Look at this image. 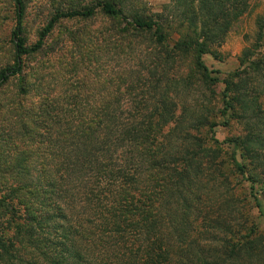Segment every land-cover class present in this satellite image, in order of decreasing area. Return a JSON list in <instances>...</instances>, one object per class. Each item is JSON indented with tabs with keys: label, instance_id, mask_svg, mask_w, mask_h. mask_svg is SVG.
<instances>
[{
	"label": "rangeland",
	"instance_id": "obj_1",
	"mask_svg": "<svg viewBox=\"0 0 264 264\" xmlns=\"http://www.w3.org/2000/svg\"><path fill=\"white\" fill-rule=\"evenodd\" d=\"M85 1L87 0H29L23 17L24 34L28 42L33 44L38 40L39 30L46 24L54 5L60 4L67 8L79 6ZM124 1L128 10L140 9L141 12L154 13L157 18L162 19L169 30L167 39L171 45L190 29L188 20L180 17L184 5L177 0ZM198 5V0H194V6ZM246 6V10L238 16L224 38L211 42L210 49L202 54V61L215 78L214 84L210 88L206 87L195 72L197 78L194 77L185 86L181 85L182 90L178 94L180 98L177 97L176 101V119L168 120L161 127L159 134L155 136L153 147L148 149L149 153L145 150L142 153L140 148L133 147L126 140L113 138L110 142V155L102 153L94 167L88 165L86 173L89 172L82 182L80 169L67 182L64 176L68 175V169L61 160L69 153L66 147L73 139L66 138L62 141V148L57 145L53 147V143L47 141V138L44 141L49 142V145L43 143L40 146V141L35 139H31L35 142L29 145L17 140L13 143L11 137L7 133L2 136L3 130H0V264H53L49 257L56 254V251L59 252L57 255L62 251L68 255L65 264H81L85 261L93 264H136L134 253L127 250L123 254L122 249L112 243L115 237L104 232L107 218L115 217L113 214L119 209L120 203L124 205V209H130L122 217L144 220V217L148 218L150 215L154 220H159L157 224L162 235H167L172 240L170 248L175 256L180 255L177 264H207V261L210 264L218 263L214 259L228 248L226 241L238 240L243 227L255 223L257 229L264 230V216L250 198L252 190L263 203L261 192L258 185L251 189L247 177L255 164L243 159L240 148L233 142L235 139L243 140L249 132L241 118L240 107L226 110L221 100L226 74L244 68L239 61L242 49L251 50L250 59L257 51H264V24L260 28L262 21H259L264 16V0H248ZM107 21L108 19L99 17L93 28L101 30L102 23L105 25ZM15 24L14 1L0 0V42L6 43V49L11 42ZM77 25H81V19H61L48 41H57L58 45L59 40H65L64 47L51 55L44 51L46 55L39 54L34 62L40 67L35 71L36 80L30 90L42 85L41 92L37 94L45 97L44 102L50 110L54 105H48L47 100L59 99L61 106H70L72 114H75L78 110L74 109L81 107V102L77 103V99H81L83 91L90 90L95 95L99 93L102 98H108L111 94L108 92L124 89V85H127H120L116 79L108 82L107 77L133 63L130 59L134 51L130 48L123 51L111 45L107 51L100 53L93 70L81 67L80 63L77 72L72 75L65 67L76 48L70 38L62 37V31L65 26L78 27ZM78 47L81 48V38ZM142 49L145 52V45ZM1 54L2 49L0 65L7 59ZM92 60L94 61L93 58ZM193 61L191 54L185 57L180 68L183 75L190 76L194 72ZM242 78L246 81L244 84L250 85L247 77ZM18 82L17 77L12 78L0 89V115L6 114L8 119L16 117L15 111H19L20 104L27 102L26 95L19 91ZM257 84L251 83L252 95L247 97V106L253 105L251 96L254 95V86ZM66 94L69 98L65 100ZM129 98L128 94V99L122 102L127 103ZM258 99L264 109V95L258 96ZM97 100L102 102L101 99ZM4 101H10L11 105L8 102L3 106ZM58 113H62V118L63 114L68 115V112L63 113V109ZM254 117L249 120L250 124ZM212 123H215L213 127ZM100 128L102 136H107L106 129ZM50 129L54 135L56 131ZM12 132L15 134L17 130L12 129ZM208 149L214 154L216 150V155L208 153ZM71 153L76 154L74 151ZM232 155L235 160L230 158ZM53 157L57 159L55 162ZM152 157L165 159L166 166L157 164V167H151ZM22 158L27 159L28 166L26 171L23 170L21 180L17 173L20 159L23 162ZM48 159L55 165H61L59 169L53 167L52 163L46 165L56 186L62 189L60 191L58 188L55 196L51 195V184L39 178V162ZM241 164H244L241 168L244 173L237 167ZM132 168L133 171L130 170ZM257 171H260V167ZM126 178H129V184L125 182ZM35 183L39 188L44 184L45 190L41 189L40 195H35L36 190L32 189ZM82 186L88 188L87 198L81 197L79 187ZM90 197L95 202H91ZM126 197L129 201L123 202ZM55 203L68 209L72 215L52 218L51 211ZM85 204L96 205V208L91 206L88 209ZM139 206L147 211L141 214ZM258 238L252 244L253 251L240 253L239 258L235 256L234 260L238 264H264V239L259 238L256 242ZM62 239L63 243L59 241ZM133 241L134 243L130 238L129 242L137 247L142 239L133 237ZM54 242L59 245L54 246ZM199 253L206 256L204 262L197 259L196 255Z\"/></svg>",
	"mask_w": 264,
	"mask_h": 264
},
{
	"label": "trees",
	"instance_id": "obj_2",
	"mask_svg": "<svg viewBox=\"0 0 264 264\" xmlns=\"http://www.w3.org/2000/svg\"><path fill=\"white\" fill-rule=\"evenodd\" d=\"M13 1L16 24L12 30L11 42L7 44V49L5 48L6 43L1 44L2 41L0 42L1 55L7 57L6 61L0 65V89L7 85L12 78L17 77L19 79V91L26 95L27 102L20 104L19 107L17 105L19 111L13 109L16 117H9L8 119L6 114L0 115V130H3L1 134L4 136L7 133L13 143L17 140L31 145L35 142L31 139H35L40 141L38 142L40 146L43 143L49 145L51 142L53 147L56 145L58 147L63 146L64 143L62 145L61 143L66 138L73 139L66 147L69 153L66 157L63 155L64 159L61 160L68 169V175L63 176L66 178L64 180L69 182L72 180L73 173L80 169L82 182L89 172L86 173L88 165L94 167V163L97 162L102 153L103 155H110V142L113 138L119 141L126 140L133 147L140 148L142 153H145L143 150L149 153L148 149L153 147L155 136L159 134L161 127L168 120L174 121L176 119L178 110L176 101L179 92L182 90L180 87L190 83L194 77L197 78L195 72L206 87L210 88L214 84L215 78L210 75L207 66L202 61V54L210 49L211 42H218L224 38L238 16L246 10L248 0H198V6H194V0H177L184 5L180 17L188 20L187 24L190 29L184 32L174 45L168 42L169 30L166 29L162 19L157 18L154 13L141 12L140 9L131 8L128 10L124 0H87L79 6L72 5L67 8L61 7L60 4L54 5L49 19L39 30L38 40L32 44L28 42V38L24 34L23 17L29 0ZM99 17L103 20L108 19L105 25L102 23L103 28L101 30L93 28L94 22ZM63 18L81 19V25H77L78 27L65 26L62 31V37L64 39L70 38L72 45L76 48L68 58L70 61L65 65L72 75L77 72L80 63L81 67L93 70L100 53L107 51L111 45L117 46L123 51L128 48L134 51L130 59V62L133 63L122 67L107 77L108 82L116 79L120 85L127 84L124 85V89L120 88L118 91L116 89L108 92L111 93L108 98H102L99 93L95 95L96 93L94 94L90 90L83 91L84 94L81 93V99H77V103L81 102V107L74 109L78 110L75 114H72L73 109L70 106H61L59 99L51 100L53 103L47 100L48 105H54L53 109L50 110L44 102L45 97L37 94L41 92L42 85L36 86L38 91H36L35 86L30 90L36 80L35 71L40 67L38 63H34L39 54L46 52L51 55L65 45V40L64 42L59 40L58 45H56L57 41H48L50 34ZM259 21H262L260 25L262 28L264 16L260 17ZM80 38L81 48L78 47ZM144 45L146 47L145 52L142 49ZM128 51L130 52V50ZM188 54L193 56L195 67L190 76L180 72ZM250 55L251 50L242 49L239 61L244 65V68L226 74L223 80L224 92L221 100L224 104L223 108L226 110L236 106L241 109V118L244 119V125L249 133L243 140L235 139L233 142L237 148H240L242 158L250 161L251 164H255L251 167V172L247 177L251 183V189L258 185L257 188L261 192L263 203L258 198L259 195L252 190L250 198L254 200L257 208L264 216V109L258 101V96L264 95V51H257L251 59L249 58ZM242 77H247L250 85L244 84L246 81ZM252 82H257L260 86L258 87V84L254 86L255 93L251 96L253 105L247 106L246 102L249 100L247 97L252 95L250 88ZM128 94L130 96L128 102H122V100L128 99ZM74 95L72 96L74 97ZM64 97L66 100L69 95L66 94ZM46 98L48 99V95ZM97 99H101L102 102L99 103ZM8 102L11 105V102ZM8 102L4 101L3 106ZM60 109H63V113L68 112V115L63 114L62 118V113H58ZM180 115L182 117V113ZM253 116L255 117L250 124L249 120ZM214 124L212 123L211 126L213 127ZM100 126L106 129L107 136H102ZM50 128L56 131L54 135ZM12 129L17 130V132L14 134ZM52 136L54 137L52 138ZM44 138H47L46 140L49 142L45 143ZM0 139H2L1 136ZM8 148L11 147L8 146ZM72 151L76 154L72 155ZM208 153L215 156L216 150L214 154L211 149H208ZM234 157L232 155L230 158L235 160ZM22 159L23 162L21 159L19 161L17 173L18 176H21V180L23 179V170L26 171V166H28L27 159ZM53 160L55 162L57 159L53 157ZM50 163L52 161L49 159L47 161L40 160L39 178L51 184V192H53L51 195L55 196L58 188L60 191L62 189L56 186L55 179L48 174L46 165ZM166 163L163 158L152 157L150 166L154 168V166L161 165L162 167L166 166ZM243 165H237V167L244 173L241 169ZM54 166L58 169L61 167V165L53 164ZM259 167L260 171H257ZM130 170L133 171V168ZM125 182L129 184V178H126ZM37 183L32 189L36 190L35 195H40L41 189L45 190V187L43 188L44 184L40 188L36 187ZM28 184H31V181H28ZM85 187L79 188H81V197L87 198L88 188L85 189ZM89 200L95 202L91 197ZM124 200L123 202L129 201L128 197ZM86 206L88 208L93 205ZM93 207L96 208V205ZM139 209L141 214L147 211L146 208L140 206ZM126 211L129 212L130 209H124V205L120 203L119 209L113 214L115 217L107 218L104 227L106 234L115 237L112 243L118 245L123 254L127 250L134 253L136 264H175L180 261V255L175 256L173 249L170 248L171 243L173 244L172 240L170 241L167 235H162L157 224L158 219L154 220L149 215L150 220L144 217L145 222H143V218L138 220V218L135 219L136 217H122ZM51 213L54 219L72 215L68 209L56 203ZM135 214L136 212L132 215ZM257 228L258 226L252 223L251 226H245L242 228L244 230H240L238 240L230 242L227 240L228 248L214 259L218 261L215 264H238L234 260L235 256L239 258L240 253L253 251L252 244L256 238L264 239V230L261 231ZM133 237L142 239L137 247L129 242L132 238V243H134ZM259 238L256 242L259 241ZM59 241L63 243L64 240ZM58 245V242H54V246L57 247ZM58 253L56 251V254L51 255L49 260L52 259L53 264H65L68 261V255L63 251L60 252V255H57ZM196 256L202 262L206 257L200 253ZM81 264L93 263H86L85 261ZM207 264H210V261H207Z\"/></svg>",
	"mask_w": 264,
	"mask_h": 264
}]
</instances>
